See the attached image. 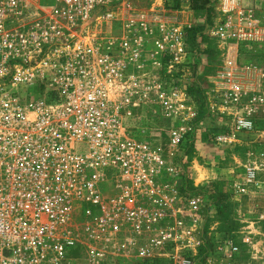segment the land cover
Masks as SVG:
<instances>
[{"label":"built area","instance_id":"obj_1","mask_svg":"<svg viewBox=\"0 0 264 264\" xmlns=\"http://www.w3.org/2000/svg\"><path fill=\"white\" fill-rule=\"evenodd\" d=\"M148 1L0 0V264H103L110 245L137 239L141 256L195 264L201 200L181 194L182 171L133 129L149 108L194 118L179 84L190 26ZM247 17L260 39L263 20ZM205 30L223 43L233 33L227 22ZM224 89L228 111L241 95ZM191 132L172 131V146Z\"/></svg>","mask_w":264,"mask_h":264},{"label":"rangeland","instance_id":"obj_2","mask_svg":"<svg viewBox=\"0 0 264 264\" xmlns=\"http://www.w3.org/2000/svg\"><path fill=\"white\" fill-rule=\"evenodd\" d=\"M213 1L210 0V9ZM151 3L162 5L166 11L194 12L191 0H180V7L175 10L167 8L164 0L163 3L159 0L147 2ZM233 15L232 11L225 12L215 15L211 21L213 26L227 22L232 27L233 33L224 43L206 30L193 38L191 31L201 28L203 25H198L201 23L186 28L187 51L194 57H190L188 66L184 65L188 69L184 67L179 84L186 90L192 84L201 86L206 95L204 118L197 121L198 108L194 103V118L186 121L149 108L147 128H133L136 135L147 137L149 142L161 147L169 167L182 171L176 180L179 187L184 174L194 187L218 183L235 204L234 217L239 225L229 237L219 232L216 208L209 209L208 198L192 194L201 200L202 217L201 245L195 264H264V17H257L263 20V30L262 37L255 40L250 19L233 18ZM232 46L237 47L234 48L238 51L237 60L231 57ZM225 72L229 73V80L223 79ZM225 86L228 92L236 91L241 95L238 103L229 105L228 111L221 110V90H225ZM246 107L252 111H246ZM238 120L251 122V128L237 129ZM187 124L192 126L193 132L186 134L176 149L170 142V133ZM202 135L206 136V141H202ZM229 136L232 141L223 140ZM187 149H190L188 155ZM180 192L184 195L181 189ZM74 227L79 237L78 225ZM246 238H249L247 243L244 242ZM83 240L79 239L80 246L72 254L75 260L86 257V241ZM146 243L144 239L117 241L107 248L103 264H172L167 258L141 256L139 250L148 249ZM231 246L238 250L233 252ZM201 248L202 258L199 256Z\"/></svg>","mask_w":264,"mask_h":264},{"label":"trees","instance_id":"obj_3","mask_svg":"<svg viewBox=\"0 0 264 264\" xmlns=\"http://www.w3.org/2000/svg\"><path fill=\"white\" fill-rule=\"evenodd\" d=\"M165 6L171 8L173 10L178 9L180 7V0H164ZM192 9L194 11L203 12L209 10L210 0H191ZM211 24V23H210ZM209 24V25H210ZM204 30L201 28H194L191 31L192 37L195 38L197 33H200ZM201 40L199 39V42ZM188 96L191 101L198 108V116L197 121H201L204 118V110L206 107V95L203 92L201 86L198 84H192L187 89ZM202 141H206V136L202 135ZM186 155L190 154V149L185 151ZM186 167H183L182 170L185 171ZM181 191L187 194H202L205 195L211 203L209 209L215 207L216 208V219L219 225V232L229 235L232 237L234 233L238 229V222L234 217V207L235 204L231 202L230 197L224 193V190L221 188V184L218 183H210L204 187H194L192 182H190L188 176L185 174L182 176V186ZM203 249L201 248L199 251V256L202 258Z\"/></svg>","mask_w":264,"mask_h":264},{"label":"crops","instance_id":"obj_4","mask_svg":"<svg viewBox=\"0 0 264 264\" xmlns=\"http://www.w3.org/2000/svg\"><path fill=\"white\" fill-rule=\"evenodd\" d=\"M159 3H163V0H159ZM214 5L212 9L209 8L207 11L203 12H185L182 11L180 16V21L187 26H193L197 23L198 25H203L204 30L211 23L213 17L218 14H223L225 12H234L233 18L239 16L253 15L254 17H259L264 14V0H214ZM237 47L232 46L231 57L237 60L238 51L234 50Z\"/></svg>","mask_w":264,"mask_h":264},{"label":"flooded vegetation","instance_id":"obj_5","mask_svg":"<svg viewBox=\"0 0 264 264\" xmlns=\"http://www.w3.org/2000/svg\"><path fill=\"white\" fill-rule=\"evenodd\" d=\"M147 128V123L145 124V126L143 127V129L145 130ZM142 139H147V137L144 136H140Z\"/></svg>","mask_w":264,"mask_h":264}]
</instances>
